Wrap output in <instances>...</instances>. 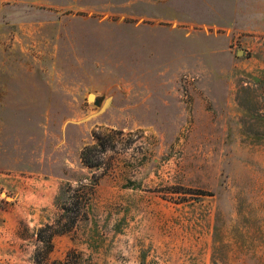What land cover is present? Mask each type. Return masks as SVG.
<instances>
[{
    "label": "rangeland",
    "instance_id": "obj_1",
    "mask_svg": "<svg viewBox=\"0 0 264 264\" xmlns=\"http://www.w3.org/2000/svg\"><path fill=\"white\" fill-rule=\"evenodd\" d=\"M0 264H264V0H0Z\"/></svg>",
    "mask_w": 264,
    "mask_h": 264
},
{
    "label": "water",
    "instance_id": "obj_2",
    "mask_svg": "<svg viewBox=\"0 0 264 264\" xmlns=\"http://www.w3.org/2000/svg\"><path fill=\"white\" fill-rule=\"evenodd\" d=\"M241 54H243V51H238V52H237V56H239V55H241ZM88 100H93L94 104H97V105H98V103H99L98 100H95V97H94L93 94H89V95H88ZM107 104H108V100L105 101V103H104V105L101 107V109L104 108Z\"/></svg>",
    "mask_w": 264,
    "mask_h": 264
},
{
    "label": "trees",
    "instance_id": "obj_3",
    "mask_svg": "<svg viewBox=\"0 0 264 264\" xmlns=\"http://www.w3.org/2000/svg\"><path fill=\"white\" fill-rule=\"evenodd\" d=\"M263 115V114H262ZM96 148V146H92V148H90V149H95ZM105 149H106V147L104 146V145H102V146H100V148H99V152H104L105 151ZM87 165V164H86ZM88 167H91L90 165H87Z\"/></svg>",
    "mask_w": 264,
    "mask_h": 264
}]
</instances>
